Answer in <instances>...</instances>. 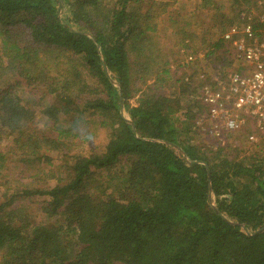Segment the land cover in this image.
Returning a JSON list of instances; mask_svg holds the SVG:
<instances>
[{
  "label": "trees",
  "instance_id": "trees-1",
  "mask_svg": "<svg viewBox=\"0 0 264 264\" xmlns=\"http://www.w3.org/2000/svg\"><path fill=\"white\" fill-rule=\"evenodd\" d=\"M166 4L0 0V170L8 155L19 172L51 170L50 152L86 115L108 131L53 184L0 202V264H264V150L237 159L193 141L207 108L189 60L231 64L224 29L243 20L259 37L264 0H230L229 20L215 6L218 27L198 34L187 22L168 49L157 23ZM22 83L53 99L42 115L55 137L15 94ZM24 198L47 222H31Z\"/></svg>",
  "mask_w": 264,
  "mask_h": 264
},
{
  "label": "rangeland",
  "instance_id": "rangeland-1",
  "mask_svg": "<svg viewBox=\"0 0 264 264\" xmlns=\"http://www.w3.org/2000/svg\"><path fill=\"white\" fill-rule=\"evenodd\" d=\"M149 0H146V2ZM153 1V0H150ZM159 1V0H155ZM161 1V0H160ZM167 2L163 9L164 12H161L162 8L157 9L159 12L160 18L158 20V35L161 38L164 46L168 49L171 48L175 42L178 40V36L173 35V32H178V28H185L186 23L189 22V29L194 30L196 33H201L202 30L206 29L210 25L213 24L212 27L214 29L218 27L220 24V19L214 17L213 14L214 7L220 6V10H218L221 14H224V17L229 20L231 17H234L233 12L230 11L229 2L230 0H209L207 4L206 0H164ZM262 4V2H258ZM204 4V7H202ZM146 5H144L145 7ZM223 12V13H222ZM242 17V16H241ZM239 19V18H238ZM249 22L240 21L238 23H234L231 27H226L224 29V33L233 31L235 33L241 32V29L247 26ZM188 29V30H189ZM213 29V30H214ZM260 32L258 40L261 45H264V25H261V28L257 29ZM239 38L236 39V36L233 35L229 40H225L226 43L231 44L233 46V42H238ZM231 40V41H230ZM234 48V47H233ZM177 57V60H174L175 64H178L182 58ZM197 58V60H196ZM179 60V61H178ZM189 60H196V63L192 65L191 75L193 79H196L200 85V93L198 97H201L207 90H214L219 87H225V79L226 76L230 72H240L244 73L246 71V66L241 61H233L229 65H225V63H219L215 61H208L203 58L202 54L193 59L192 56L189 57ZM172 62V64H174ZM178 62V63H177ZM186 64L185 61H181ZM189 72V71H188ZM5 83V81H1ZM0 82V83H1ZM7 83H12L8 81ZM225 90V88H220ZM172 89H165V92L168 94ZM15 94L21 99L22 104L33 111L36 117L34 120L37 122L36 124L41 127V130L53 132V136H56V132L49 130L46 127V118L43 117L42 112L46 108V106H51L53 103V99L49 95H47L43 90L38 89V87H30L26 86L22 83V86H18L15 89ZM194 95L192 98H194ZM196 111V110H194ZM206 111L202 114L199 119H196L194 122L195 128L194 131V142H199L201 147H209L211 151H215L217 147L228 146V149L225 151L229 155V157L236 156L237 159L247 154H260L264 150V141L257 137V145H250L246 138L241 134L236 132V134H221L218 138L212 137L208 132V128L211 127L210 121H200L205 118ZM63 118V117H62ZM70 119L71 117H67ZM84 124H82L78 129L79 136L76 138L69 139L68 141L65 139V142L68 144L67 147L61 149L58 147V150L55 152H50V159L53 162V168L48 170V167L43 164V168L39 169L37 172H19V168H17V164L14 158L8 155V159L6 161L5 167L0 170V202L7 201L10 197L18 193L19 191L15 190L17 188H21L23 186L30 187L32 184L37 183L38 187L51 185L54 183V178L58 175L61 176L64 173L65 168L67 167V162H71V157L75 155H86L90 152L98 151L102 149L107 141L108 131L107 129L100 128L99 118L96 116L86 115L84 117ZM62 121L67 122L62 119ZM198 122V124H197ZM68 124L66 123L63 128H67ZM238 133V134H237ZM61 140V139H60ZM261 140V141H259ZM260 142V143H259ZM35 174V175H34ZM34 175V176H32ZM5 194V195H4ZM39 200V199H38ZM28 199H25L18 203V205H28L26 208L29 210L27 214L30 216V220L33 223H37L39 221L47 222L43 214L38 209L39 205H32L27 202Z\"/></svg>",
  "mask_w": 264,
  "mask_h": 264
},
{
  "label": "built area",
  "instance_id": "built-area-1",
  "mask_svg": "<svg viewBox=\"0 0 264 264\" xmlns=\"http://www.w3.org/2000/svg\"><path fill=\"white\" fill-rule=\"evenodd\" d=\"M233 35L239 38L238 42H233L235 60L248 68L244 73L230 72L224 80L225 87L207 90L201 95L207 109L205 118L200 121H210L207 132L214 138L224 133L236 134L249 127L251 131L244 137L248 144L254 145L257 137L264 141V45L249 26L239 33L227 32L223 38L229 40Z\"/></svg>",
  "mask_w": 264,
  "mask_h": 264
}]
</instances>
